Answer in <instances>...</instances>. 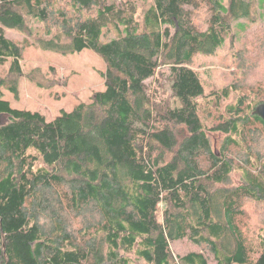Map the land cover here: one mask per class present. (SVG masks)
Masks as SVG:
<instances>
[{
    "label": "trees",
    "instance_id": "1",
    "mask_svg": "<svg viewBox=\"0 0 264 264\" xmlns=\"http://www.w3.org/2000/svg\"><path fill=\"white\" fill-rule=\"evenodd\" d=\"M257 6L262 17L264 0ZM253 9L254 0H150L141 13L135 0H0V65L10 63L0 76V264H130L122 253L147 264H264V123L253 113L264 102V31L249 36L241 21ZM32 20L44 27L41 49L87 48L105 64L103 89L52 119L3 98L4 86L17 97L25 49L5 28L29 34ZM233 27L245 34L235 54L249 61L253 50L258 71L250 84L230 72L205 92L198 60L232 42ZM163 67L169 89L153 98L145 82ZM183 239L198 250L175 257L170 244Z\"/></svg>",
    "mask_w": 264,
    "mask_h": 264
},
{
    "label": "rangeland",
    "instance_id": "2",
    "mask_svg": "<svg viewBox=\"0 0 264 264\" xmlns=\"http://www.w3.org/2000/svg\"><path fill=\"white\" fill-rule=\"evenodd\" d=\"M135 2L138 5V13H141L148 6L150 0H135ZM256 3H258V0H254V9L249 17L252 20L241 19L242 22L247 24L246 33L249 36L252 32L264 31V15L260 16V8L257 6L256 9ZM261 9H264V7ZM29 25L31 27L29 34L17 29L5 28L6 36L25 45L24 57L21 60L23 75L17 83V97L6 86L2 87L3 98L8 100L13 107L37 111L44 114L48 119H52L59 113L60 109L69 110L78 102H88L94 90L103 89L101 72L104 71L105 64L102 58L87 48L80 52L68 54L41 49L35 43H37V38L45 37L44 27L36 20L30 21ZM231 32L237 33V37L232 42L228 40L225 46L216 50L213 55L202 56L198 60L196 68L201 74L205 92L225 86L229 82L228 74L230 72H234L236 78L240 77L244 82L250 84L252 79L250 80L249 77L255 70L258 71L254 64V59L258 54H255L253 50H247L249 61H246V57L240 59L233 49L240 45L245 35L244 32L238 31L234 27ZM107 33L113 36V30H108ZM26 37L29 40L23 41ZM9 65V61L0 65V76H5ZM51 67L54 69H51ZM163 68L145 82L153 98L155 93L166 95V91L169 89L168 76L170 73L167 67ZM37 83L42 85L39 86ZM159 84L163 87H159ZM164 90L165 93H162ZM169 104L172 113L175 114L174 111L179 107L178 100L170 98ZM7 119V115H0V122H5ZM223 136L224 134L221 132H216L215 135L211 136V139L214 144L219 145ZM260 142L261 139L254 140V143ZM254 211L258 212L259 209L256 208ZM66 217L69 222L73 214L66 215ZM84 219L87 223L91 222L90 216H84ZM73 224L76 227L79 225V221L74 220ZM170 246L175 257L184 255L189 251L198 250L197 246L188 239L172 241ZM122 255L130 258V264H147L138 259L133 253H122Z\"/></svg>",
    "mask_w": 264,
    "mask_h": 264
},
{
    "label": "water",
    "instance_id": "3",
    "mask_svg": "<svg viewBox=\"0 0 264 264\" xmlns=\"http://www.w3.org/2000/svg\"><path fill=\"white\" fill-rule=\"evenodd\" d=\"M253 113L258 115L262 119V121L264 123V102L259 103L258 105H256L254 110H253Z\"/></svg>",
    "mask_w": 264,
    "mask_h": 264
}]
</instances>
